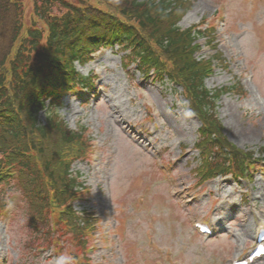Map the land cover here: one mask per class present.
<instances>
[{
  "label": "rangeland",
  "instance_id": "rangeland-1",
  "mask_svg": "<svg viewBox=\"0 0 264 264\" xmlns=\"http://www.w3.org/2000/svg\"><path fill=\"white\" fill-rule=\"evenodd\" d=\"M193 1V8L182 21V27L197 22L203 15H210L213 12L217 14L216 10L221 2H224L227 9L228 7L230 9L228 30L231 33L224 34V26L218 25L216 38L220 39V48L229 66L216 65L214 73L207 79L206 84L212 87L241 82L245 94L230 92L223 95L218 101L217 113L223 121L226 134L233 142L243 147L248 145L250 148H256L254 146L261 145L264 141V48H261L260 40V34L264 33V0H246L255 11H258L256 18L262 22L257 31L246 29L250 24L248 23L250 16L244 12L243 0ZM199 42L203 44V38L199 39ZM209 52L211 48L204 44L200 54ZM119 60L118 52H114L108 60L99 64L96 60H90L83 65L76 63L81 73L87 75L90 70H95L103 76V81L100 83L96 80V86L90 89L94 91L95 100H89L90 92L87 94L85 92V96L88 97L86 100L89 101L77 104L72 98H66L59 108L62 118L70 128H76L77 125L82 124L83 127H87V134L90 138H97L103 146L102 163L97 167H91L86 160L74 164V170L79 169L87 184L91 186L90 202L94 203L93 205L90 203L89 206L100 207L98 211L113 207L117 214L120 202L112 201L109 188L117 186L116 198L122 199L121 195L126 189L124 184L127 182L124 177L125 169L131 167L137 169L146 162L141 157L139 158L138 152L134 154L136 161L128 159V156L134 153L133 145L121 134L115 122L119 120L124 125L130 122L132 126L138 124L133 127L135 131L141 127V121L151 116L148 114V108L145 107L146 104H150L155 118L152 120L153 123L148 121L147 124L149 126L157 124L159 133L147 137L151 145L146 140L145 144H148L147 149L152 156L156 155L154 152L160 147H168V150L163 152L164 154L156 158V162H161L166 166L161 169V172L173 178L177 189L186 190L183 200L191 196L195 197L193 204L188 207L193 215L211 221L221 230V235L225 234L221 238H227L228 233L237 235L240 239L237 242V248L240 249L246 243L248 244L253 239L254 227L247 210V203L242 200V205L239 204L240 193L247 191L245 181L224 186L220 191L215 188L214 183H209L202 188H188L193 181L189 170L195 165L194 157L197 156V150L193 148V143L200 123L190 112L180 92L181 89L174 88L170 83L161 80H148L147 86L139 85L138 73L132 70L129 73L124 70ZM40 119L44 120L43 112L40 113ZM181 145H186V153H182ZM125 158L127 164L121 166V160ZM250 187L252 188L253 206L258 216L264 219V211H262L264 208V179H259L258 174H255ZM142 191L141 188H133V194H137L138 197L143 195ZM211 192L216 198L218 197L217 200L210 199ZM165 194L166 191L163 195ZM163 197L166 199L164 207H160L159 200L154 199L155 203H152L150 208L137 209L132 212L134 218L148 217L152 212L157 213L154 225H152L153 236L156 240L153 246L149 245L148 239L143 238L148 231L140 227L141 223L125 233L124 248L135 254L139 253L140 256H137L139 264H154L156 257H153L152 252L161 251L164 248L167 252L170 251L173 259L177 258L172 264H224L222 255L233 256L235 254L233 247L235 243L232 239L227 238L228 242L225 239L211 241L193 236L186 223L181 229L178 222L174 223L171 219L164 217L168 214V203L175 204V202L168 199L166 195ZM133 198L132 196L128 198V211L132 208ZM20 208L22 207L18 209ZM178 213L181 214L179 208ZM22 217L21 211L14 214L11 222L14 231L11 234L4 230L0 223V258L7 255L9 264L34 263L30 261L33 257L26 246L28 232L21 228ZM181 217L183 219L182 214ZM117 219H109L107 225L110 228L114 227ZM130 220L128 216L127 222ZM142 227L144 228V225ZM135 242L139 244V249L143 253L137 249ZM221 248L224 249L223 252ZM121 254H123L121 250L115 248L114 255L104 250L100 256L93 255V259L98 264H121L123 260ZM101 256L107 261L102 262ZM162 264H168V262L163 260ZM257 264H264V260Z\"/></svg>",
  "mask_w": 264,
  "mask_h": 264
},
{
  "label": "trees",
  "instance_id": "trees-1",
  "mask_svg": "<svg viewBox=\"0 0 264 264\" xmlns=\"http://www.w3.org/2000/svg\"><path fill=\"white\" fill-rule=\"evenodd\" d=\"M37 1L34 0L36 4L35 12L36 14H42L44 11H41L42 8L37 5ZM94 1L102 6L99 8L97 15L94 14L95 17L82 9L78 10L74 4L69 7L71 11L60 17L61 21L63 23H74V26L81 29L82 32L86 31L87 26L93 20L95 22V20L109 21L108 19H114L117 23L128 25L132 21L129 16V14L132 16V8L139 10L148 6L145 5L144 0ZM125 2L127 3L125 4ZM147 2L151 7L145 11L144 15L146 17L143 20L147 22L148 29L140 25L138 28L142 37L148 38L147 49L150 56L159 64H167L168 69L172 65H176L182 70L186 64L190 65L194 61L192 51L188 48L182 33L172 28L168 23L163 24L165 19L158 13L159 7L163 8V3L159 6L158 3L153 5L151 0H147ZM21 3V0L15 2L0 0V74L4 76L3 87H0L3 90L0 94V118L12 116L15 114V110L20 109L22 114L25 115L23 120L17 119L19 122L12 125H2L3 123H0V144L5 146L4 149L8 148V145L14 144L16 140L21 139L26 133L25 128H23L24 124L30 130L35 122L34 115H30L31 109L32 113L37 109L35 105L31 104V109L27 115L25 113L26 102H28L30 94L34 97L49 86L50 77L57 76L63 71L60 64L64 67L67 66L76 55L70 47L75 40H73L71 34L67 35L68 27L61 29V31L57 24L55 25L59 18L52 17L46 22L47 32L45 33L38 29H26L22 27L23 25H19L21 23V13H17ZM152 12H154L153 15L149 17ZM17 15H19L18 18ZM31 23L34 25L33 20ZM42 35H44V39L40 41ZM163 40L167 41L165 45ZM207 68L208 64L193 63L190 67L186 66V70H182L180 75L175 77L188 90L189 87L199 82L200 75L204 74ZM12 86L19 87L18 98L12 97V92H14ZM195 88L194 92L196 91ZM58 137L70 139L71 136L63 132L62 128L49 118L48 125L41 129L40 138L49 144H54ZM65 139L60 141H67ZM218 150L223 151L222 149ZM26 183L28 186L26 184L24 186L27 189L29 187L31 196H34L28 179Z\"/></svg>",
  "mask_w": 264,
  "mask_h": 264
},
{
  "label": "clouds",
  "instance_id": "clouds-1",
  "mask_svg": "<svg viewBox=\"0 0 264 264\" xmlns=\"http://www.w3.org/2000/svg\"><path fill=\"white\" fill-rule=\"evenodd\" d=\"M56 264H71V258L67 255H60L56 259Z\"/></svg>",
  "mask_w": 264,
  "mask_h": 264
}]
</instances>
